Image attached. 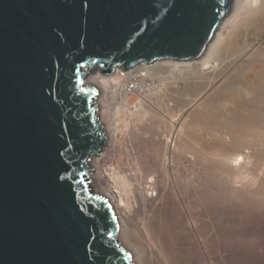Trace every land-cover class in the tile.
Returning a JSON list of instances; mask_svg holds the SVG:
<instances>
[{
    "label": "water",
    "instance_id": "95a60500",
    "mask_svg": "<svg viewBox=\"0 0 264 264\" xmlns=\"http://www.w3.org/2000/svg\"><path fill=\"white\" fill-rule=\"evenodd\" d=\"M234 0H0V264H134L89 187L107 141L87 76L196 61Z\"/></svg>",
    "mask_w": 264,
    "mask_h": 264
},
{
    "label": "bare ground",
    "instance_id": "6f19581e",
    "mask_svg": "<svg viewBox=\"0 0 264 264\" xmlns=\"http://www.w3.org/2000/svg\"><path fill=\"white\" fill-rule=\"evenodd\" d=\"M96 71L86 81L107 141L90 163L93 194L111 205L132 262L234 264L244 240L264 255L263 222L242 221L247 196L264 219V177L247 171L264 158V0H234L199 60ZM202 122L221 167L202 158Z\"/></svg>",
    "mask_w": 264,
    "mask_h": 264
},
{
    "label": "rangeland",
    "instance_id": "374dc122",
    "mask_svg": "<svg viewBox=\"0 0 264 264\" xmlns=\"http://www.w3.org/2000/svg\"><path fill=\"white\" fill-rule=\"evenodd\" d=\"M232 13V12H231ZM226 20V19H225ZM224 20V21H225ZM190 62V61H189ZM158 62H156V63H154V64H151V66L152 65H155V64H157ZM122 70V69H121ZM97 72V71H96ZM96 72H91V73H89L90 75H93V74H95ZM113 73V72H112ZM112 73H110V74H108V75H104L103 73H101V75H104V76H110ZM87 78H88V76H87ZM151 84V82H149L147 85H150ZM130 87H133V85L131 84V86ZM181 87H185V84L184 83H182L181 84ZM97 100V99H96ZM97 107H98V115H99V119H100V114H101V109H100V107L97 105ZM200 110V109H199ZM197 111V113L199 114V113H201V111ZM201 110H203V109H201ZM201 114H204V110L202 111V113ZM200 129H201V134H202V136H203V139L204 140H202V143H203V141H204V146H202L203 148L202 149H204V150H202V158L204 157H206V159H214L215 160V158H216V155H213L212 154V149H211V147H208V146H206V143L208 142V140H205V138H206V126L204 125V123L202 122V124H200ZM204 128V129H203ZM209 137L207 136V138L206 139H208ZM207 141V142H206ZM202 144V145H203ZM209 143H207V145H208ZM210 146V145H209ZM206 147H207V150H205L206 149ZM211 149V150H210ZM203 152H204V154H203ZM263 152H264V149H263ZM208 154H209V156H208ZM211 154V155H210ZM204 155V156H203ZM213 155V156H212ZM96 157V156H95ZM95 157H93L92 158V160L95 158ZM207 157H209V158H207ZM212 157H214V158H212ZM218 158H216V162L217 161H219V160H217ZM250 163V162H249ZM258 163V164H257ZM217 164V166L220 164V162H217L216 163ZM253 164V165H252ZM221 165V164H220ZM219 165V167H221ZM259 166V167H258ZM219 167H218V172L219 173H221V168L219 169ZM248 168V172H249V175L250 174H252V175H254V177L253 176H250V178H255V176H257V175H259L258 176V178L257 179H259V181H260V176H261V178L262 177H264L263 176V174H264V158H262L261 160H257V159H254V160H251V163H250V165L247 167ZM251 169V170H250ZM220 170V171H219ZM255 173V174H254ZM258 173V174H257ZM95 174V171L93 172V168H92V170H90V172H89V178H88V181H89V187H90V189H91V191L92 192H94V190H95V182H93L94 180H93V175ZM222 174V173H221ZM248 174V173H247ZM245 175L244 176V178L246 179V178H248L249 176L248 175ZM262 174V175H261ZM223 175V174H222ZM221 175H219V177H220ZM247 176V177H246ZM222 177V176H221ZM250 178H248V179H246V181L245 182H248V181H251V179ZM264 178H262L261 180H263ZM249 183V182H248ZM96 189H98V188H96ZM95 193V192H94ZM248 198H250V197H248L247 196V200H246V197H245V204L243 203H238V200H236L235 201V204L237 205V206H242L243 207V210H242V213H244V215H243V217H242V221L243 220H245V221H243V223L246 225V224H248V226L250 227V225H259V226H261L262 225V222H263V224H264V219L262 220V217L260 216V218H258V216H256L255 217V214H253L254 212H253V209H252V203H251V201H249L248 200ZM251 200V199H250ZM253 202V201H252ZM247 203V204H246ZM248 203H249V205H248ZM242 204V205H241ZM250 204H251V206H250ZM248 206H250V207H248ZM247 209V211H245ZM251 209V210H250ZM247 212V213H246ZM246 214V215H245ZM250 214V215H249ZM253 214V215H252ZM260 215H261V213H259ZM262 215H263V218H264V211H263V213H262ZM247 216V217H246ZM253 216V217H252ZM249 217H252V218H250L249 219ZM256 218V219H255ZM258 218V219H257ZM247 219V220H246ZM249 219V220H248ZM252 219H254L253 221H252ZM240 220V219H239ZM259 220V221H258ZM238 222V221H237ZM237 224V223H236ZM262 240V239H261ZM245 241V240H244ZM243 241V243H242V241H241V244H244V245H242V249L241 250H239V251H237L236 253H238L236 256L238 257L239 256V258H237V257H235L234 258V264H264V255H263V252H260V251H258L259 250V248H257V244L255 243V241L254 242H252V240L251 241H245L244 242ZM263 241H264V235H263ZM248 242V243H247ZM251 242V243H250ZM247 243V244H246ZM253 243H254V245H255V247H254V245H253ZM257 245V246H256ZM244 246V247H243ZM245 246H246V248H245ZM247 246H248V248H247ZM251 246L253 247V249H251ZM259 247V246H258ZM246 249V250H245ZM250 249V250H249ZM255 249H257V252H256V250ZM248 250V251H247ZM255 251V252H254ZM240 252H242L241 254H240ZM254 252V253H253ZM246 254V255H245ZM254 254H256V256L254 255ZM259 254H260V256H259ZM240 256H244V258H242V257H240ZM248 256L250 257V260H251V258L253 259L252 261H250L249 259H248ZM252 256V257H251ZM254 256V257H253ZM258 257V258H257ZM257 260H256V259ZM246 260V261H245ZM236 261V262H235ZM245 261V262H244Z\"/></svg>",
    "mask_w": 264,
    "mask_h": 264
}]
</instances>
